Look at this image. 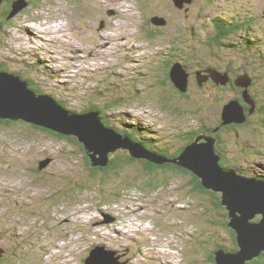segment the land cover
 <instances>
[{
    "label": "rangeland",
    "instance_id": "374dc122",
    "mask_svg": "<svg viewBox=\"0 0 264 264\" xmlns=\"http://www.w3.org/2000/svg\"><path fill=\"white\" fill-rule=\"evenodd\" d=\"M158 16L166 23L150 21ZM5 18L0 65L28 74L67 111L97 106L112 129L163 155L207 133L242 174L264 176V113L223 125V106L240 87L197 77L228 60L233 82L241 73L257 78L249 90L258 107L264 102V0H192L182 8L173 0H30ZM219 19L246 23L212 41ZM145 28L160 36L146 38ZM178 48L197 64L185 91L166 72ZM77 141L19 120L0 123V264H85L95 244L128 264H215L217 248H236L220 194L199 191L190 170H145L119 149L109 154L112 168L94 171Z\"/></svg>",
    "mask_w": 264,
    "mask_h": 264
},
{
    "label": "water",
    "instance_id": "95a60500",
    "mask_svg": "<svg viewBox=\"0 0 264 264\" xmlns=\"http://www.w3.org/2000/svg\"><path fill=\"white\" fill-rule=\"evenodd\" d=\"M21 1V0H20ZM182 8L192 0H173ZM2 0H0L1 4ZM15 0L12 12L28 3V0ZM26 2V3H25ZM157 25L166 23L163 17H151ZM197 72L199 84L212 78L216 84L228 85L232 80L229 71L221 72L215 68ZM174 85L181 91L188 81L189 72L181 63L170 69ZM235 85L243 88L242 98L248 102L249 110L237 99H231L223 106V124L245 123L248 116L256 112V103L248 88L252 79L248 74L237 76ZM186 88V87H185ZM0 118L11 122L19 120L43 127L66 136H75L85 145L92 158L91 165L107 166L109 154L128 149L133 157L146 158L155 163L175 162L197 175L204 188L222 191L221 203L228 211V226L235 232L237 249L227 251L224 247L215 250V264H252L264 251V180L238 174L235 170L221 165V155L216 150V139L199 134L188 144L178 158H167L147 151L143 144L123 135L104 124L99 110L84 113H71L49 94L37 93L27 79L20 74L0 70ZM201 138H205L201 141ZM100 154L99 158L96 155ZM44 166L43 164L40 166ZM259 219H256L257 216ZM117 251L96 245L85 259V264H126L118 260ZM2 254H0L1 256Z\"/></svg>",
    "mask_w": 264,
    "mask_h": 264
},
{
    "label": "trees",
    "instance_id": "16d2710c",
    "mask_svg": "<svg viewBox=\"0 0 264 264\" xmlns=\"http://www.w3.org/2000/svg\"><path fill=\"white\" fill-rule=\"evenodd\" d=\"M15 2V0H2V2H1V4H0V14L2 13V11H5L6 13V15H4V18L2 17V16H0V31H1V29H2V27H4V25H5V21H6V19L7 18H5V17H8V15L11 13V11H12V9H13V3ZM4 4V5H3ZM2 15V14H1ZM220 20V19H219ZM219 20H217L218 21V26L216 27V31H217V35L213 38V37H210V39L213 41L214 39L215 40H221V39H224V38H226V37H230V35L235 31H238V30H240L242 27H245V25H244V23H246L245 21L244 22H238V23H236L235 21L234 22H231V23H229V22H224V21H222V19L219 21ZM3 23H4V25H3ZM213 26V25H212ZM214 28H215V26H213ZM215 30V29H214ZM152 32V31H151ZM204 40V39H203ZM208 43V42H207ZM210 44V46H213V45H211V44H213V43H209ZM188 54H191L190 55V58H192V54H193V52L190 50V52H187V54H185L186 56L188 55ZM177 55H179V56H181V59H182V56H184V54L182 53V52H180V51H177ZM222 54H217L216 55V57H217V59L218 58H221L222 60H224L223 58H222V56H221ZM222 60H218V61H222ZM225 61V64L224 65H221V66H217V65H211V64H208V65H206V66H204V63H202L203 64V66H204V68H215V69H217V70H219V71H221V72H225V71H228L229 70V64L230 63H228V60H224ZM223 61V62H224ZM175 63H181L182 65H183V63L178 59V60H175L174 62H173V65L175 64ZM185 64H188V65H190L189 63H187L186 61H185ZM172 65V66H173ZM34 66H36V65H34ZM171 66V67H172ZM224 67H225V69H224ZM0 68L1 69H4V70H7V71H9L7 68H6V66H3V65H0ZM38 67L36 66V69H37ZM221 68V69H220ZM36 72V71H35ZM19 74L21 75V77L22 78H25V79H27L28 81H29V83H30V87H32L35 91H37V93H42V94H48V93H46L45 91L44 92H42V87L41 86H39V85H35V87H34V85L32 84V82H33V80H32V78L30 77V76H28V74H24L23 72H19ZM241 75H244V74H237V76H241ZM236 76V77H237ZM248 76H250L251 77V79H252V83H251V86H252V88L254 87V86H257L258 85V81H257V78L255 79L254 77H252L250 74L248 75ZM236 79V78H235ZM211 80H212V78H211ZM130 82V81H129ZM38 83V82H37ZM36 84V83H35ZM215 84V83H214ZM217 85H219V84H217ZM219 86H222V85H219ZM251 86H249V88L248 89H250V90H252V88H251ZM41 88V89H40ZM146 88H150V86L149 85H147L146 86ZM232 88L233 89H236V86H232ZM238 89V88H237ZM241 89V90H240ZM240 89H238L240 92H241V98L239 97V98H237L236 96L235 97H233V98H230V99H237L238 101H240L241 103H243V105H244V107H245V109L247 110V112H248V110H249V105H247V104H245V101H244V99L242 98V91H243V88H240ZM152 90V88L149 90V91H151ZM250 90H249V92H250ZM131 91H133V90H131ZM253 91V90H252ZM251 95H252V97H253V99L254 100H256V111H257V113H258V110L261 112V113H264V102L263 101H261L262 103H261V105L258 107L257 105H258V102H257V100H258V98L256 99V97H255V95H256V93H250ZM52 96V95H51ZM53 97V96H52ZM255 97V98H254ZM53 98H55V97H53ZM56 99V98H55ZM57 100V99H56ZM60 104H62V102H60L59 100H57ZM64 105V104H63ZM65 106V105H64ZM178 108H176V110H177ZM258 109V110H257ZM87 110H99V108L97 107V106H91V107H89L88 109H86V111ZM100 111V110H99ZM264 116V115H263ZM262 116V117H263ZM101 117H102V120H103V122H104V124L106 125V126H108V127H111L112 125H111V123H110V120H111V117H109V116H103L102 114H101ZM221 120L223 121V119H222V112H221ZM248 121V120H247ZM247 121L245 122V123H247ZM0 123H10L9 121H7V120H3V119H1L0 118ZM244 123V124H245ZM144 124V123H143ZM223 125H230V124H223ZM237 125H239V124H237ZM35 126V125H34ZM144 126H148L149 127V130L148 131H151V129H152V127L151 126H149L148 124H144ZM143 126V127H144ZM240 126V125H239ZM36 127H38V126H36ZM39 128H42L43 130H46V131H48V132H51L52 134H55V135H57V136H59V137H61V138H66V139H68V140H70V141H72V142H78L77 141V138L75 137V136H66V135H62V134H59V133H55V132H53V131H50L49 129H46V128H43V127H39ZM112 128V127H111ZM211 129V130H210ZM210 129H205V130H208V131H214V129H212V128H210ZM209 132V133H210ZM192 133H194V132H192ZM192 133H190V135L192 134ZM205 133V132H204ZM199 135V131H197V132H195L194 133V135H192V136H190V137H188L187 139L188 140H186L184 143H183V145L181 146V150H179L178 152H176V154L177 155H170V154H167V153H165L164 155H166V156H168V157H171V158H175V157H178L179 155H180V153L182 152V151H184V148L188 145V144H190L191 142H193L195 139H196V137ZM205 135H207V133H205ZM136 136V135H135ZM129 137H131L133 140H135V141H139L138 140V138L136 137H134L132 134H130V136ZM216 139V138H215ZM151 140V139H150ZM217 141V140H216ZM140 142V141H139ZM148 142V141H147ZM141 143H143L147 148H149V150H151V147H150V144H149V142L148 143H146V141L145 142H143V141H141ZM82 148V147H81ZM152 148H154L153 146H152ZM83 149V148H82ZM162 150V149H161ZM216 150H217V152L221 155V160H220V163H221V165L223 166V167H225V168H230V169H236L238 172H242V173H244L243 171H244V168H242V167H233L232 166V163H230L226 158H225V156L224 155H222L223 154V152L221 153L218 149H217V146H216ZM151 151H153V150H151ZM155 152H158V151H156L155 150ZM159 153V152H158ZM124 154H125V151H124ZM127 155V154H126ZM129 159V161H132V162H134V161H136V162H141V160H137V159H134L133 157H129L128 158ZM119 162H122L123 161V159L120 157L119 158V160H118ZM131 162V163H132ZM168 162H171V161H168ZM175 163V162H174ZM114 164V162H111V164H108L107 166H105V167H101V169H109L110 167L112 168V165ZM158 164H161V165H155V164H151V165H149V166H146V167H144V169L145 170H149V171H158L156 168H163V169H165V168H167V167H165V166H169L168 165V163H165V164H162V163H158ZM177 164V163H176ZM179 165V164H178ZM181 166V165H180ZM86 167H88L89 168V165L88 166H86ZM90 169L91 170H94V167L92 166V167H90ZM96 169V168H95ZM98 169V168H97ZM181 170H182V168H181ZM188 170V169H187ZM95 171V170H94ZM182 171H184V170H182ZM192 176H193V178H192V182H193V180H195V179H197V189L199 190V191H203V192H210V193H212V194H214V195H216V194H220V193H218V192H214V191H211V190H209V189H205L203 186H202V184H201V179L198 177V176H196L194 173H190ZM251 177H257V178H260V179H264V176L263 175H259V174H255V175H253V176H251ZM151 183H152V181H151ZM149 184V182L147 183V185ZM152 185V184H151ZM217 202H218V206L219 207H222V206H220V204L222 205V203H221V194H220V197H218V199H217ZM216 202V203H217ZM259 218V217H258ZM228 223V222H227ZM228 225V224H227ZM229 227V226H228ZM231 231H232V234H233V236H235V232L231 229ZM235 239H236V236H235ZM236 243H237V240H236ZM217 247H219V245L217 246ZM224 248L227 250V251H234L235 249H237V244H236V248H232V249H230L229 250V248L228 247H225L224 246ZM217 249H219V248H217ZM216 249V250H217ZM215 253V252H214ZM212 256V259L214 260V257H215V254H212L211 255ZM85 259H86V257H85ZM215 261V260H214ZM84 263H85V260H84ZM251 263L252 264H264V251L262 252V254L259 256V257H257V258H255V259H253L252 261H251ZM128 264V263H127Z\"/></svg>",
    "mask_w": 264,
    "mask_h": 264
},
{
    "label": "flooded vegetation",
    "instance_id": "af4514ba",
    "mask_svg": "<svg viewBox=\"0 0 264 264\" xmlns=\"http://www.w3.org/2000/svg\"><path fill=\"white\" fill-rule=\"evenodd\" d=\"M28 3H30V0H28ZM1 12V11H0ZM6 12L5 11H2V15L0 14V16H4V15H6L5 14ZM150 21H151V18H150ZM1 31H3V30H1ZM153 32H155V30H152V32L150 31V29H146L145 28V34H146V38H153V39H155V35H157V37L158 36H160V34L159 33H153ZM206 44V43H205ZM178 51H180V52H182V49H180V48H178ZM173 58H170V60L168 61V70H166V72H168L169 74H170V68H171V66L173 65V62L175 61V60H172ZM179 60H181V62H183V65L186 67V69H187V71L189 72V79H190V76H192V73H194V72H196V70H193L194 68H195V66L197 65V64H195V63H193V65L192 64H190V65H187V64H185V61H184V57L182 56V59H181V57L179 58ZM165 63V62H164ZM225 68V67H224ZM204 69H207V68H204ZM230 69V68H229ZM199 70H201L202 71V69H199ZM198 71V70H197ZM229 71V70H228ZM230 72V71H229ZM204 73H206L205 71H204ZM207 81V83L208 82H210V83H215L214 82V80L212 79H207L206 80ZM216 84V83H215ZM229 84H231V85H234V86H236L234 83H233V80H231L230 82H229ZM175 86V85H174ZM240 89V88H239ZM241 90V89H240ZM159 96H161V94L159 95ZM246 104V103H245ZM246 107V106H245ZM211 130V129H210ZM150 147H151V150H153V151H155L153 148H152V145H150ZM174 156H175V154H174ZM142 159H144L143 161H142V163L145 165L146 164V166H149V165H151V164H155V165H161V164H157V163H155V162H153V161H151V160H149V159H145V158H142ZM165 163H168V165L169 166H175L176 168H178V169H181L182 168V170H183V168L184 167H182V166H180V165H178V164H176V163H174V162H165ZM165 163H162V164H165ZM174 167V168H175ZM185 172H187V171H185Z\"/></svg>",
    "mask_w": 264,
    "mask_h": 264
},
{
    "label": "bare ground",
    "instance_id": "6f19581e",
    "mask_svg": "<svg viewBox=\"0 0 264 264\" xmlns=\"http://www.w3.org/2000/svg\"><path fill=\"white\" fill-rule=\"evenodd\" d=\"M107 24H108V22H107ZM115 25V24H114ZM113 26V25H112ZM2 30V29H1ZM55 31V30H54ZM57 31V30H56ZM9 35V34H8ZM221 69V68H220ZM225 69V68H224ZM0 70H4V69H1L0 68ZM244 74H247V73H244ZM235 84V83H234ZM228 86V85H227ZM248 91H249V89H248ZM249 94H250V92H249ZM251 95V94H250ZM255 98V97H254ZM252 100H254V99H252ZM255 101V100H254ZM245 103H247L248 104V102L246 101ZM243 104V103H242ZM244 106V105H243ZM212 115V114H211ZM230 124V123H229ZM234 124H238V123H234ZM239 124H244V123H239ZM205 135V134H204ZM206 136V135H205ZM131 138V137H130ZM215 138V137H214ZM195 141V140H194ZM216 141V140H215ZM137 142H139V141H137ZM141 143V142H140ZM143 144V143H142ZM143 147L147 150V151H151V150H149V148H147L144 144H143ZM185 150V149H184ZM151 152H153V153H156V154H159V155H163V154H160V153H158V152H155V151H151ZM163 156H165V157H167V158H171V157H168V156H166V155H163ZM180 156V155H179ZM175 158H178V157H175ZM261 158V157H260ZM146 159V158H145ZM171 159H173V158H171ZM137 160H141V161H143L144 159H142V158H137ZM166 162H168V161H166ZM165 163V162H164ZM158 164V163H157ZM93 167H95L94 165H93ZM105 167V166H104ZM183 167V166H182ZM185 168V167H184ZM189 170V169H188ZM233 170H235L238 174H242L241 172H238L236 169H233ZM242 175H244V174H242ZM197 176V175H196ZM264 180V179H263ZM203 186V185H202ZM205 189H208V188H205ZM209 190H211V189H209ZM211 191H214V192H218V193H220L221 194V196H222V191H215V190H211ZM256 219H259L258 218V216L256 217ZM232 229V228H231ZM233 230V229H232ZM96 245H99V246H101V247H104V248H106V249H109V250H115V249H110V248H108V247H106V246H104V245H100V244H95V246ZM95 246L93 247V248H95ZM92 248V249H93ZM91 249V250H92ZM90 250V251H91ZM90 251H89V254H90ZM115 251H117V250H115ZM89 254L87 255V256H89ZM116 255V257H118V260L119 261H122V260H120L119 258H120V255L118 254V251H117V253L115 254ZM111 261L114 263V264H116L115 263V261L114 260H112L111 259ZM123 263H126L127 264V262H125V261H122Z\"/></svg>",
    "mask_w": 264,
    "mask_h": 264
}]
</instances>
